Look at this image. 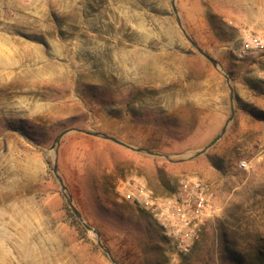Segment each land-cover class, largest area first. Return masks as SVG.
<instances>
[{"label": "rangeland", "instance_id": "1", "mask_svg": "<svg viewBox=\"0 0 264 264\" xmlns=\"http://www.w3.org/2000/svg\"><path fill=\"white\" fill-rule=\"evenodd\" d=\"M172 2L0 14V264H115L99 241L118 264H264V55L240 53L245 34L264 38V0H175L177 15ZM231 90L233 120L197 156L230 119ZM189 177L214 186V215L183 255L124 196L135 182L171 197Z\"/></svg>", "mask_w": 264, "mask_h": 264}, {"label": "built area", "instance_id": "2", "mask_svg": "<svg viewBox=\"0 0 264 264\" xmlns=\"http://www.w3.org/2000/svg\"><path fill=\"white\" fill-rule=\"evenodd\" d=\"M37 0H0V14L14 13L16 4ZM241 55H264V38L245 34L240 40ZM241 163V168H247ZM124 198L145 210L166 232L176 250L187 255L198 242L214 215V186L205 180L189 177L181 182L178 193L171 197L157 196L141 183H130Z\"/></svg>", "mask_w": 264, "mask_h": 264}, {"label": "water", "instance_id": "3", "mask_svg": "<svg viewBox=\"0 0 264 264\" xmlns=\"http://www.w3.org/2000/svg\"><path fill=\"white\" fill-rule=\"evenodd\" d=\"M172 6H173V10H174V12H175V14L177 15V9H176V5H175V0H173V2H172ZM177 19H178V23H179V26L181 27V29H182V24H181V22H180V20H179V18H178V16H177ZM182 31H183V33H184V35H185V37L187 38V40L191 43V45L194 47V48H196V50L202 55V56H204L209 62H211L212 63V65L214 66V67H217L218 66V64H217V61H215L214 59H212L211 57H209L208 55H206L198 46H197V44L186 34V32L182 29ZM231 110H232V115H231V117H230V119L227 121V123H226V125H225V127H224V129L222 130V133H221V135L215 140V141H213V143H211V145H209L206 149H204L202 152H200L197 156H199V155H201V154H204L205 152H207L212 146H214L224 135H225V133H226V131H227V127H228V125L230 124V122L233 120V118H234V115H235V110H234V107H233V91L231 90ZM69 131H65V132H63V133H61L57 138H56V140H55V142H54V144H53V146H52V150H55L56 148H57V146H59V144H60V142H61V139L64 137V135L66 134V133H68ZM79 132H83V133H85V134H87V135H89V136H92V137H95V138H101V139H104V140H106V141H111V142H113V143H115V144H118V145H120V146H123V147H127V148H130V147H128L127 145H125L123 142H121V141H119L118 139H116V138H114V137H112V136H109V135H105V134H100V133H92V132H87V131H79ZM130 149H132V148H130ZM132 150H134V151H136V152H138V153H147V154H150V155H154V153H152V152H150V151H147V150H143V149H132ZM53 173H54V175L57 177V179H58V181H59V183H60V185H61V187H62V190H63V192H66L67 191V188H66V186L64 185V181H63V179L60 177V175L58 174V167H57V164H55V166H54V169H53ZM68 204H69V206H70V208L73 210V212L75 213V215L77 216V218L83 223V225L85 226V228L87 229V230H90V231H93L94 232V230L91 228V227H89L84 221H83V218H82V216H81V214L77 211V209L73 206V204H72V199H71V197H68ZM98 235V238H100L99 237V234H97ZM99 246L102 248V249H104L105 251H106V253L108 254V256L111 258V260H112V262L113 263H115V264H118L112 257H111V254H110V252L107 250V249H105V247L101 244V242L99 241Z\"/></svg>", "mask_w": 264, "mask_h": 264}, {"label": "crops", "instance_id": "4", "mask_svg": "<svg viewBox=\"0 0 264 264\" xmlns=\"http://www.w3.org/2000/svg\"><path fill=\"white\" fill-rule=\"evenodd\" d=\"M256 5H258V7H260V1H257L256 2ZM254 13V11H252ZM240 13V12H239ZM241 14V13H240ZM262 30V29H261ZM261 30H257L258 32L261 31ZM263 31V30H262Z\"/></svg>", "mask_w": 264, "mask_h": 264}]
</instances>
